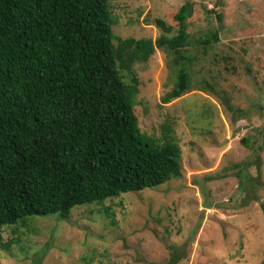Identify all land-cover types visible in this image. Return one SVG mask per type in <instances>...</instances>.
Listing matches in <instances>:
<instances>
[{"label":"rangeland","instance_id":"1","mask_svg":"<svg viewBox=\"0 0 264 264\" xmlns=\"http://www.w3.org/2000/svg\"><path fill=\"white\" fill-rule=\"evenodd\" d=\"M188 2L191 89L163 102L178 73L163 50L132 68L140 132L163 143L169 127L183 177L76 206L66 220L4 226L0 264H167L171 246L185 255L178 264H264V0H110L114 45L164 35L157 18L176 35L174 16ZM248 160L257 162L242 181L237 165Z\"/></svg>","mask_w":264,"mask_h":264},{"label":"trees","instance_id":"2","mask_svg":"<svg viewBox=\"0 0 264 264\" xmlns=\"http://www.w3.org/2000/svg\"><path fill=\"white\" fill-rule=\"evenodd\" d=\"M109 2L0 0V228L37 216L66 220L76 206L183 177L182 150L169 127L163 143L140 132L134 113L140 82L132 68L163 50L178 68L163 102L191 89L193 4L175 14L176 35H165L173 26L157 18L164 35L118 39L116 47ZM212 38L219 42L217 32ZM256 162L237 165L242 181ZM7 248L0 235V252ZM170 250L167 264L185 256L179 247Z\"/></svg>","mask_w":264,"mask_h":264}]
</instances>
